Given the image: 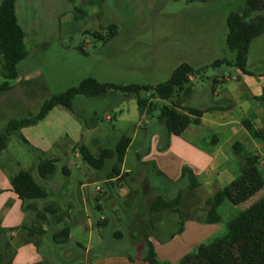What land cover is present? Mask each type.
<instances>
[{
	"label": "crops",
	"instance_id": "1",
	"mask_svg": "<svg viewBox=\"0 0 264 264\" xmlns=\"http://www.w3.org/2000/svg\"><path fill=\"white\" fill-rule=\"evenodd\" d=\"M196 60L184 63L194 69L202 68L197 67ZM250 61L249 55L250 75L239 71L240 76L229 81L216 79L202 92L192 78L194 94L187 105L205 113L200 125L188 127L182 136L169 135L162 124L152 131L148 117L140 115L136 99L138 117L134 125L129 131L122 126L117 138L110 142L108 130L93 121L78 132L72 128L63 133V145L59 138L36 143V169L42 159L55 162L58 170L62 155L68 159L74 153L76 159L82 160L81 146L98 157L102 149H114L122 136L131 139L119 174L113 179H108L113 161L94 174L78 164L66 165L63 171L68 178H72L71 166L88 175L78 181V191L72 192L66 183L60 182L52 192L46 190V200L32 202L44 214L43 220L15 194L11 186L15 173L3 168L0 157V231H11L0 237V248L6 243L12 246L13 264H150L152 246L159 262L179 264L191 248L222 236L237 207L226 201L220 207L222 213L218 211L222 222L207 224L204 220L208 200L240 177L241 162L248 155L260 158L259 170L264 176V142L244 127L246 122L257 132H264V103L259 100L264 92V73L255 74ZM12 90L0 93V110L8 103L4 95ZM129 100L124 96L117 103ZM60 109L65 108H54L40 123H46ZM113 119L106 115L107 121ZM23 130L20 136L30 143L27 130ZM237 145L241 153L237 152ZM184 168L195 176L196 187L192 190L189 177H183ZM91 187L95 188L93 194ZM262 198L264 188L242 209ZM47 208L50 212L46 213ZM24 225L28 231L35 230L33 243H24L26 233L20 235L15 231ZM64 230L69 231V241L60 245L55 237Z\"/></svg>",
	"mask_w": 264,
	"mask_h": 264
},
{
	"label": "rangeland",
	"instance_id": "2",
	"mask_svg": "<svg viewBox=\"0 0 264 264\" xmlns=\"http://www.w3.org/2000/svg\"><path fill=\"white\" fill-rule=\"evenodd\" d=\"M97 2L18 0L17 15L26 32L29 56L19 66V79L14 82V89L4 95L8 103L0 110V134L7 132L11 121L37 116L46 101L79 87L88 78L103 84L155 87L167 82L178 65L193 58L197 59V67L202 68L216 60H235V54L226 45L227 18L231 13L240 12L246 0ZM113 27L116 29L111 32ZM111 34L115 36L111 38ZM250 60V68L255 74L264 73V36L252 43ZM239 76L237 68L225 65L210 68L205 79H195V82L202 92L211 81H229ZM3 81L0 66V82ZM124 96L122 93L106 98L79 96L74 101V112L55 110L46 123L24 128L31 141L28 140L29 144L20 136L12 135L1 156L3 168L8 173L23 169L31 171L48 192L60 182L66 183L72 192L78 191V181L86 178L88 172L71 166L72 178H68L64 167L78 164L90 168L93 174L97 171L71 153L68 159L62 155L55 176L44 181L35 167L39 155L34 145L44 139L45 143L57 138L61 141L66 131L73 128L78 132L93 121L108 130L109 142L116 139L118 130L124 126V130L129 131L138 117L136 98L125 96L130 98L127 103H117ZM147 96L143 94L142 97ZM106 115L114 119L109 122ZM147 117L152 131L161 126L159 112ZM64 142L62 140L60 144ZM103 188L104 192L108 191L105 184ZM90 192L95 193V188L91 187ZM93 213L99 216L98 212ZM197 247L191 248L188 254Z\"/></svg>",
	"mask_w": 264,
	"mask_h": 264
},
{
	"label": "trees",
	"instance_id": "3",
	"mask_svg": "<svg viewBox=\"0 0 264 264\" xmlns=\"http://www.w3.org/2000/svg\"><path fill=\"white\" fill-rule=\"evenodd\" d=\"M178 2L180 0H172ZM208 3L211 0H189ZM18 0H4L0 5V66L3 82H0V93L14 88V82L19 78V66L29 54L26 49V32L17 15ZM97 3H102L98 0ZM94 5V2H91ZM228 35L226 45L230 52L235 54L234 61L216 60L210 66L194 69L189 64L177 67L171 78L155 87L139 85L103 84L93 78L84 80L79 87L71 88L63 94L52 97L46 101L37 116L29 120H14L8 124L7 132L0 134V157L7 150L10 137L20 136V131L28 126L40 123L56 107H63L74 112V100L79 97L106 98L109 95L122 93L137 99L141 116H151L159 112V123L164 125L169 135L182 136L190 126H198L205 111L187 105L194 94V79H205L210 68L222 66L237 68L243 74L250 75L247 69L252 43L264 36V0H246L240 12L231 13L227 18ZM116 27L110 28L114 32ZM111 38L115 35L111 34ZM81 50V48H80ZM84 53V52H83ZM147 94V97H142ZM264 103V92L259 99ZM244 127L255 138L264 142V132H257L251 124L244 123ZM24 143L29 144L20 136ZM131 139L122 136L114 149H102L99 156H93L84 146L79 147L82 160L97 172H101L106 165L113 161L112 170L108 179L119 174L126 151ZM241 153L239 145L236 146ZM260 158L255 155L246 156L242 162L241 175L223 190L214 194L206 204L205 223L220 224L222 219L218 213L220 207L226 202L237 207V213L225 224V233L222 236L210 239L208 243L201 244L192 253L186 255L179 264H264V198L243 210L242 206L264 188V176L259 170ZM37 172L44 181H49L57 172L56 163L40 159ZM189 177V189L196 187V179L192 171L183 169V177ZM11 186L15 194L24 203L27 209L36 213L39 220L44 214L31 204L34 201L46 200V189L34 178L31 171L20 170L11 179ZM45 212H50L47 208ZM191 219V217H189ZM26 225L16 229L19 234L26 233L24 243H33L35 230ZM11 231H0V237ZM55 241L65 245L69 241V231L58 233ZM14 250L9 243L0 248V264H13ZM150 264H167L157 260L152 246L148 257ZM44 264V263H41Z\"/></svg>",
	"mask_w": 264,
	"mask_h": 264
},
{
	"label": "built area",
	"instance_id": "4",
	"mask_svg": "<svg viewBox=\"0 0 264 264\" xmlns=\"http://www.w3.org/2000/svg\"><path fill=\"white\" fill-rule=\"evenodd\" d=\"M98 191H101V188H97Z\"/></svg>",
	"mask_w": 264,
	"mask_h": 264
}]
</instances>
